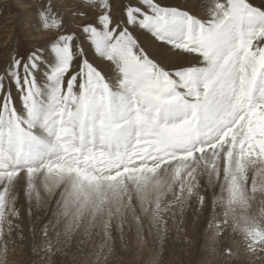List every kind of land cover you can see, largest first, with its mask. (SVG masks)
<instances>
[{
    "label": "snow or ice",
    "instance_id": "snow-or-ice-1",
    "mask_svg": "<svg viewBox=\"0 0 264 264\" xmlns=\"http://www.w3.org/2000/svg\"><path fill=\"white\" fill-rule=\"evenodd\" d=\"M115 6L79 0L68 19L39 0L35 23L54 34L0 69V237L20 229L22 192L34 253L62 217L109 241L147 221L163 239L193 202V225L207 214L214 236L227 227L245 253L264 252V0Z\"/></svg>",
    "mask_w": 264,
    "mask_h": 264
},
{
    "label": "rangeland",
    "instance_id": "rangeland-1",
    "mask_svg": "<svg viewBox=\"0 0 264 264\" xmlns=\"http://www.w3.org/2000/svg\"><path fill=\"white\" fill-rule=\"evenodd\" d=\"M38 2L39 0H0V69L5 66L11 55L20 56L34 48L44 47L54 34L41 31L35 23ZM53 2L68 19L72 18V13L77 11L79 6V0ZM119 2L120 0H113L114 14L119 11L115 6ZM174 2L182 3L183 0H172L169 3ZM123 3L124 0H121L122 6ZM145 35L147 36V33ZM54 63L55 58L49 57L40 66L37 73L38 82L45 83L44 76ZM8 85L13 92L15 84L9 80ZM15 92L13 95L19 110L21 105ZM208 195L211 198L212 193L209 192ZM16 206L22 216V219L17 221L20 229H14L10 235L5 232L3 237H0V264H264V252L256 255L245 253L239 238L231 235L230 228L224 229V237L214 236L206 227L207 214L201 216L199 222L193 225L194 202L192 208L187 211L183 224L179 216L175 222L169 220L168 231L163 239L160 233L148 229L147 221L144 222V230L140 235L137 234L134 224L131 229L125 226L123 237L114 226L112 239L109 241L100 228L89 232L85 231L83 225L70 229L68 226L72 224L71 218L62 217L56 228L60 233L59 238L54 233H49L52 240L51 249L44 250L40 247L35 253L34 244H38L41 239L40 225L32 224L34 217H29L28 204L22 192ZM259 209L260 202L257 200L253 203L251 211L258 213ZM222 213L223 209L218 213L220 218ZM35 215L40 216L41 213L37 212ZM50 219L51 212L43 218L42 223L46 224ZM226 245L233 249L234 254L231 257L225 254Z\"/></svg>",
    "mask_w": 264,
    "mask_h": 264
},
{
    "label": "bare ground",
    "instance_id": "bare-ground-1",
    "mask_svg": "<svg viewBox=\"0 0 264 264\" xmlns=\"http://www.w3.org/2000/svg\"><path fill=\"white\" fill-rule=\"evenodd\" d=\"M172 0H165L164 2L165 3H169V2H171ZM181 1V0H180ZM178 2H179V0H178ZM183 3V2H182ZM146 34V33H145ZM148 35V34H147ZM47 61V60H46ZM42 71V70H41ZM45 77V76H44ZM43 81H44V79H43ZM9 86V85H8ZM15 91V89L13 90V92ZM16 93V92H15ZM14 94V93H13Z\"/></svg>",
    "mask_w": 264,
    "mask_h": 264
}]
</instances>
